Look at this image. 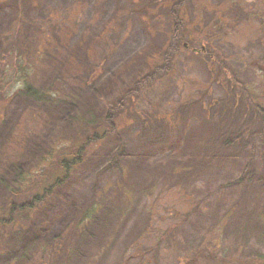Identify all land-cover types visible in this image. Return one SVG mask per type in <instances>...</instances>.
<instances>
[{"label":"rangeland","instance_id":"1","mask_svg":"<svg viewBox=\"0 0 264 264\" xmlns=\"http://www.w3.org/2000/svg\"><path fill=\"white\" fill-rule=\"evenodd\" d=\"M54 13L67 25L52 40L98 62L99 76L65 108L13 96L0 106V146L10 139V158L29 168L35 147L70 136L74 112L121 97L117 125L22 229L0 230V264H182L218 225L264 258V0H0L11 93L6 37L17 24L34 35ZM139 79L133 99L122 95ZM28 129L36 143L22 149L15 136ZM0 172L1 205L12 172ZM92 204L90 223L75 228Z\"/></svg>","mask_w":264,"mask_h":264},{"label":"trees","instance_id":"2","mask_svg":"<svg viewBox=\"0 0 264 264\" xmlns=\"http://www.w3.org/2000/svg\"><path fill=\"white\" fill-rule=\"evenodd\" d=\"M64 15L54 13L34 24L37 31L34 35L24 34L20 24L10 31L6 37V47L11 54L12 63L6 66L3 74L9 72L10 81L17 80L18 83L17 88L11 93L6 89L4 77L0 79L2 108H5L8 101L17 94L30 99L36 107L43 109L73 106L80 94L81 85L93 83L99 76L98 62H92L89 59L78 62L76 56L67 54L63 50L65 43L55 42L50 37L52 32L65 30L67 17ZM263 28L264 26L261 29ZM39 39L42 43H38ZM250 61L246 60L248 66L251 65ZM47 67H50V73L45 72V69H49ZM9 68L14 69L9 71ZM262 78L264 80V74ZM144 82L143 79L137 80L130 85L129 90L127 89V94L122 93V95H128L129 99H133L138 92V86ZM255 91L259 93V96H264L263 86L259 85ZM121 100V97H117L112 103L102 104V107L97 109L88 107L81 109L80 112H74L68 120L71 127L70 136L58 135L46 147H35L36 154L30 163L33 165L29 168H21L17 160L10 158L9 147L12 144L15 145L10 139L0 146V168L12 172L7 197L0 205V230L22 229L23 223L29 219L35 209L82 166L90 149L96 143L103 141L116 127L117 119L113 112L119 107ZM262 103L264 105L263 101ZM260 114L264 118V110L260 111ZM34 118L36 119L35 116ZM33 130L28 129L21 135L15 136V139L23 143L19 142L22 149L36 143L34 137L23 138L25 132L31 133ZM97 209L96 204H92L81 212L74 227L78 228L90 223ZM222 230L223 227L218 225L213 230V236L209 232L210 237H203L196 248L182 255L184 258L182 264H264L261 249L253 248L250 244L233 245L232 240L224 237ZM176 239L171 236L170 241L174 243ZM233 242L236 241L233 240ZM173 243L170 245L172 253L177 248L176 243ZM246 247L249 248L248 251L239 252ZM45 251H50L48 256H51L54 249L45 248ZM243 255L248 257L243 258Z\"/></svg>","mask_w":264,"mask_h":264}]
</instances>
